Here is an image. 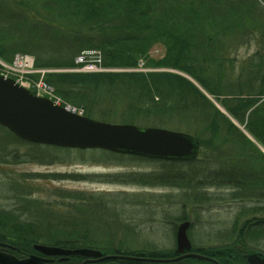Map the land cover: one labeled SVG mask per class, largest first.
Instances as JSON below:
<instances>
[{
    "label": "trees",
    "instance_id": "trees-1",
    "mask_svg": "<svg viewBox=\"0 0 264 264\" xmlns=\"http://www.w3.org/2000/svg\"><path fill=\"white\" fill-rule=\"evenodd\" d=\"M19 4L38 13L33 7ZM41 8L50 23L71 27L65 41L39 50L32 40L15 45V36L0 30V59L10 62L14 54H26L33 57L36 68L63 70L76 66L74 59L81 52L98 50L104 68L133 69L141 60L146 67L187 74L225 110L228 117L195 84L171 71H52L43 75L63 101L83 109V116L89 118H103L113 111V106L121 105L118 123L184 119L200 147L211 148L206 162L217 160L219 168L213 172V180L189 183L181 182V177L176 185L186 189L187 197V189L221 185L229 189L223 200L240 203L233 219L237 227L234 240L196 251L215 258L219 264H243L238 249L248 248L250 241L253 249L264 253V154L256 145L264 149V61L250 60L243 69L244 79L239 76L238 80L231 79L232 68L227 64V55L233 46L243 42L248 25L252 26L250 36L255 34L264 44V0H50L44 1ZM245 16L249 22L242 19ZM155 43L164 47V54L152 60L147 53ZM118 84L129 86V91L115 97L111 88ZM230 119L243 126L254 142ZM0 129L9 132L2 126ZM224 146L230 149L223 151ZM64 149L83 153L102 150ZM232 159L241 161V172L225 166ZM57 194L78 200L83 209L79 210L80 216L86 218L84 212L90 202L81 199V193L58 190ZM203 195L194 192L191 202L200 204ZM42 211L46 213L44 208ZM0 221V232L4 234L23 233L39 226L19 220L8 210H0Z\"/></svg>",
    "mask_w": 264,
    "mask_h": 264
},
{
    "label": "rangeland",
    "instance_id": "rangeland-1",
    "mask_svg": "<svg viewBox=\"0 0 264 264\" xmlns=\"http://www.w3.org/2000/svg\"><path fill=\"white\" fill-rule=\"evenodd\" d=\"M44 1L50 0H0V30L6 35L15 36L12 43L23 45L32 40L38 44L39 50H47V47L58 45V41H65V36L70 34L71 27L57 26L50 23L46 12L41 8ZM19 2L28 5L29 8L37 9L38 13L35 14L25 10V7L21 6ZM242 19L249 22V18L246 16ZM49 25L55 29H52ZM250 31H252V26L248 25L243 42L233 46L231 52L227 55V64L232 68L231 79L238 80L239 76L244 79L246 73L244 74L243 69L247 68V63L250 60L258 62L259 58H263L264 61V44L259 43L255 34L250 36ZM147 54L152 60L161 59L164 54V47L160 43H155L148 49ZM102 70L106 72H148L171 71L174 69L146 67L145 62L139 60L137 66L133 69L103 68ZM69 71L91 73L81 67ZM17 83L23 86L26 85V83ZM27 86L29 87V85ZM111 90L112 94L118 97L121 92L127 93L129 86L118 84L112 87ZM39 95L43 96V94ZM53 95L52 98L58 99L59 103L72 106L70 103L63 101L55 91H53ZM206 95L214 106L215 104L219 105L213 97L207 93ZM219 107L221 106L219 105ZM121 109V105H115L113 111L107 114L108 117L92 116V118L118 123V113ZM133 121L139 127H157L160 125L161 128L191 133V130L185 126L184 119L170 118L165 120V123L155 122L151 119H133ZM239 126L241 127V125ZM203 136H206V134H203ZM3 146L4 149L0 150V210L13 211L21 221L30 223L48 222L54 225L66 216H68V219L79 217L80 211L83 210L79 207V201L59 197L58 190H63L81 193V199L88 200L90 204L92 203L87 206L88 208L84 212L86 218L111 219L112 212L109 209H117L115 213L117 216L115 215L114 218L119 220L133 219L140 223H152L167 219L178 223L180 219H187L192 223L190 233L192 244L196 248L219 247L234 240L237 227L234 225L233 219L240 203L222 199L227 196L229 189L221 185H201L198 189H187L190 196L187 197L188 200H183L182 194L186 192V189L176 185V183H180L181 177L183 178L181 182L187 180L189 183H193L195 180L214 179L213 172L217 171L219 166L216 164L218 163L217 160L212 159L206 162L210 159L207 158L211 150L209 146L199 148L196 161L175 162L140 158L105 150H88L86 153L72 150L68 152L64 148L51 145L18 141L6 130L0 129V147ZM228 149H230L228 146L222 147L223 151ZM231 162L225 165L229 170L241 169L239 159H232ZM121 192L153 194L155 197L170 193L175 200L167 207L156 206L153 214L146 216L144 211L149 209L141 210L145 207L130 204L126 206L115 205V202L109 201L116 197V193ZM194 192L205 194L200 198L202 200L199 202L200 204L191 202ZM100 197L108 199V202L105 199L102 202L104 208L109 209L103 210L97 203H93L95 201L100 202V199H98ZM206 197L208 199L203 201ZM117 202L120 203V201ZM34 204H38L37 207ZM42 208L45 209L46 213L42 211ZM82 217L83 214L79 218ZM160 235V228H156L155 233L152 234L153 238L159 240ZM159 242H157V245L170 244L168 240ZM251 242H247L249 249H253ZM262 247L264 249V246ZM241 250L238 249L240 258ZM209 258L216 260L213 257ZM217 263L219 264L218 261ZM209 264L213 263L209 262Z\"/></svg>",
    "mask_w": 264,
    "mask_h": 264
},
{
    "label": "flooded vegetation",
    "instance_id": "flooded-vegetation-1",
    "mask_svg": "<svg viewBox=\"0 0 264 264\" xmlns=\"http://www.w3.org/2000/svg\"><path fill=\"white\" fill-rule=\"evenodd\" d=\"M183 194V200H188L186 193ZM98 199L100 202L93 203H97L103 210L109 209L103 206L102 200L105 198ZM174 200V196L170 193L155 197L153 194L121 192L116 193V197L109 201L115 202V205L130 204L145 207L141 210L149 209L144 211L146 216H149L153 214L156 206L167 207ZM105 201L108 202V199ZM109 210L112 212L111 219L79 218V216L74 219L58 220L54 225L48 222H33V225L40 223L41 225L23 230V233L0 232V264H206L210 262L191 256V254H199L208 257L197 252L196 247L193 246L190 233L192 223L187 219H180L178 223L167 219L140 223L133 219H115L117 209ZM183 221L189 223L186 236L191 247L189 250L176 251V231ZM156 228H160L159 240H155L152 236ZM162 240H168L170 244L157 245ZM80 249L94 250L98 253L96 255H87L84 252L71 253Z\"/></svg>",
    "mask_w": 264,
    "mask_h": 264
},
{
    "label": "water",
    "instance_id": "water-1",
    "mask_svg": "<svg viewBox=\"0 0 264 264\" xmlns=\"http://www.w3.org/2000/svg\"><path fill=\"white\" fill-rule=\"evenodd\" d=\"M171 72L187 78L207 97L190 77L174 70ZM215 107L228 117L223 108L216 104ZM230 120L253 141L243 127ZM0 126L28 142L75 149H102L118 154L167 161H192L196 159L200 148L199 140L189 133L155 126L139 127L131 123H110L75 114L2 76H0ZM256 145L264 154V149ZM188 224V221H183L178 225L176 251L189 250L191 247L186 236ZM77 252H84L87 255L98 253L86 249L71 253ZM191 256L218 264L216 260L199 254ZM241 259L245 264H264V253L245 248L241 250Z\"/></svg>",
    "mask_w": 264,
    "mask_h": 264
},
{
    "label": "built area",
    "instance_id": "built-area-1",
    "mask_svg": "<svg viewBox=\"0 0 264 264\" xmlns=\"http://www.w3.org/2000/svg\"><path fill=\"white\" fill-rule=\"evenodd\" d=\"M90 53L95 52H85L76 57L74 62L76 64H83L82 69L85 71L93 72L102 70L98 66L100 62L99 54L95 53L92 56H89L88 54ZM44 72L45 70L34 69L32 58L26 55L16 54L12 58L11 62L7 64L0 61V75L3 77H12L15 82H19L21 84L26 83L25 86L29 85V87L33 88L36 93L38 92L39 94H43V96L46 95V97L48 96V98L54 100L55 103H59L57 101L58 99L52 98V96H54L52 87L42 80V75ZM33 74L39 75L38 79H32L30 75ZM66 109L72 112H81V110H77L69 106H66Z\"/></svg>",
    "mask_w": 264,
    "mask_h": 264
}]
</instances>
